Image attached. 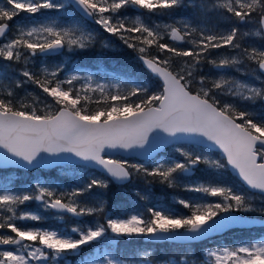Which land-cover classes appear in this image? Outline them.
Here are the masks:
<instances>
[{
  "label": "snow or ice",
  "instance_id": "1",
  "mask_svg": "<svg viewBox=\"0 0 264 264\" xmlns=\"http://www.w3.org/2000/svg\"><path fill=\"white\" fill-rule=\"evenodd\" d=\"M177 9L193 11L177 18ZM21 13L24 20L13 24ZM102 33L103 48L118 40L158 78L159 90L133 77L121 91L79 69L62 76V62L46 66L50 56L91 50ZM249 36L264 38V0L0 3V61L16 73L0 71V168L71 165L83 173L71 189L37 181L16 190L11 178H0V264H70L85 248L92 251L77 264H134L123 257L122 238L190 245L249 223L240 213L264 216V107H250L264 106V46L243 43ZM28 85L38 91L19 97ZM229 169L244 188L227 183ZM198 171L202 178H194ZM139 176L195 194L175 199L186 212L107 214L97 190ZM30 202L71 224H29L44 220L27 209ZM189 255L161 264H189ZM203 257L202 264H264V236L205 248Z\"/></svg>",
  "mask_w": 264,
  "mask_h": 264
},
{
  "label": "rangeland",
  "instance_id": "2",
  "mask_svg": "<svg viewBox=\"0 0 264 264\" xmlns=\"http://www.w3.org/2000/svg\"><path fill=\"white\" fill-rule=\"evenodd\" d=\"M4 2H6V0H0V3H4ZM192 11H193L192 9H177L176 10L177 18L180 15H185V16L190 15ZM26 15L27 14L25 13H21L20 16H18L16 20L13 22V24L24 20ZM53 15H55V13H53ZM164 22L170 23L171 21L168 20L167 18H164ZM242 31H248V28L243 27ZM9 36H11V33H9ZM106 36L107 34L102 33L98 37L95 46L93 47L96 49V52L91 57V61H88L89 63H86L85 60L81 61L82 59H86V56H84L83 52L69 53L65 51L63 55H54L46 58V66L51 68L52 66L62 62L66 66L65 72L62 74V76L66 75L70 71L79 69V73L81 75H83L84 73H91L97 82L107 83L109 85L120 84L121 91H124L129 86L126 82L133 77L137 78L140 81H143L149 87H151L153 84V81L151 80L152 79L151 75L148 74V77L143 76L141 68L137 65L138 61L135 59V56L131 58L128 64L125 65H118L115 60L108 58V55H110L109 53L118 50V45L115 39L112 38L114 42L113 47L109 49H104L102 45ZM242 42L245 44L255 45L257 47L264 46V39L255 36L244 37ZM6 63L7 62L0 61V71H8L9 75H13V76L16 75V73L12 72L11 69H5L4 65ZM35 66L36 68H39L42 65H40L39 61H36ZM14 67L19 68L20 66L15 65ZM204 71L208 72V67H205ZM117 73H119V76L122 77L123 82H121L120 79L116 78ZM124 73H128L129 75H124ZM212 74L214 75L215 73L213 72ZM233 74L239 75L238 73H233ZM115 90L116 89H111V91H115ZM32 91H38V90H36L34 86L28 85L26 86V88L18 90V96L24 97L27 92H32ZM48 101L50 100L48 99ZM40 106L42 107L43 105ZM250 107H254L256 110H261L262 107L264 106H262L260 103H257L256 105ZM168 151H171V149H168ZM210 154L213 155V158H215V156L218 155L215 153H210ZM161 155H164V153L162 152ZM117 158H121V157H117ZM157 159H159V157H157ZM129 160L133 163H145V161H139L136 159H129ZM146 166L151 167L152 165L146 164ZM201 168H203V166H201ZM90 171L95 172L92 169ZM95 173L99 175V173L97 172ZM79 175H83L80 169L78 167H73L71 165H66L48 170L34 169L32 171H23V170L18 171L16 169H0V178H11L14 181V188L16 190L26 189L30 185H34L37 181H41V182L46 181L54 186L55 181H51V180H58V179H66L76 185L77 178ZM224 175H225V180L227 181L226 178L229 177L228 171H226ZM202 177H203V173L198 171L195 174L194 178L199 179ZM135 179L136 180L134 182L137 183L134 184L130 181L122 186L114 187L112 183L110 184L107 190H97L98 193L102 194L101 198L104 200L105 210L107 214L114 212L115 213L113 215L114 217L115 216L127 217L132 214H137L135 210H138L139 213L144 212L148 206L156 207V208H164V209L170 208L169 210H173L178 214H183L186 212V210L180 207L179 205H177L175 203V199L177 197L187 198L195 195L191 193H185L182 189L179 188L170 189L161 185L145 186L141 181L144 179L143 176H141L139 179L135 177ZM136 186H139L140 188H136ZM156 189H160V191H163V193L160 194ZM114 190H118V192H114ZM137 192L147 195L148 199L140 200L136 195ZM129 193L134 194V197H132V199L129 197ZM106 195H108V198L107 199L103 198ZM112 202L114 203L112 204ZM256 203H259V201H256ZM26 207L27 209L37 211L40 214L45 212L43 209L38 207L36 202H30L26 205ZM243 214H247V213H243ZM252 214H257V213H252ZM84 219L88 221H94L95 217H85ZM28 223L32 224V222H28ZM227 236L231 238L233 237L235 243L241 241H248L249 239H255V238L245 239L242 237V235L238 233H233L230 235L228 234ZM224 239L225 236L218 237L214 241H211L210 243H206L203 247H197V248L194 247V245L170 246L167 244H147L145 247L142 248L136 249V245H133L132 248H129L127 251H125L123 248H121V250L123 252V257L130 258L134 262V264H145V256H144L145 253L149 254L147 257L149 264H161V262L163 261H168L172 259L178 260L179 257L185 254L186 251L190 253L188 257L189 264H192V261H195V264H202V261L204 259L203 250L205 248L222 246V245L231 246L228 243H226ZM137 240L139 239L137 238ZM137 240L134 239L132 241L133 242L132 244H135ZM152 253L155 256L154 259H156L157 257L161 258V256L163 255L164 258L168 257L167 255H169L170 258H168L167 260L156 259L154 261H150L152 260L150 258V255ZM86 254L87 253L84 252L80 257L76 256L77 262L83 255ZM77 262H74L73 260V264H77Z\"/></svg>",
  "mask_w": 264,
  "mask_h": 264
},
{
  "label": "trees",
  "instance_id": "3",
  "mask_svg": "<svg viewBox=\"0 0 264 264\" xmlns=\"http://www.w3.org/2000/svg\"><path fill=\"white\" fill-rule=\"evenodd\" d=\"M115 39V38H114ZM116 42H117V45H118V50L117 51H115V52H111V53H109L110 54V58L112 59V60H115L116 61V63L118 64V65H125V64H128L129 62H130V60H131V58H133L134 56H135V53H133L131 50H129V49H126V48H124L122 45H120V42L118 41V40H115ZM95 52H96V49L95 48H92L91 50H88V51H85V52H83V54H84V56H86V59H82L81 61H84L85 60V62L86 63H89L88 61H91V57L95 54ZM82 54V53H81ZM137 65L141 68V70H142V74H143V76L144 77H148V72L146 71V70H144L143 68H142V66H141V64H139V63H137ZM177 67H178V65H177ZM205 67H207V66H205ZM204 67V68H205ZM152 81H153V84H152V86L150 87L151 89H153V90H159V86H160V83H159V81L156 79V78H152L151 79ZM126 90V89H125ZM50 101H51V98H48ZM101 106H103V105H101ZM89 107L90 108H95L96 107V105L95 104H91V105H89ZM16 170H18V171H22V170H20V169H16ZM96 172V171H95ZM229 177L228 178H226L227 179V183H229L230 184V186H237V187H240L239 185H237V183H238V181H237V179L233 176V175H231L230 173H229V175H228ZM141 176H139V177H136V178H140ZM136 179H135V177H133L132 179H131V182L134 184V183H137V182H134ZM142 181V183L145 185V186H151V185H149L148 183H146V179L144 178L143 180H141ZM152 185H159V184H152ZM115 187V186H114ZM136 188H140L139 186H136ZM241 188V187H240ZM156 190H158V192L160 193V194H162L163 193V191H160V189H156ZM103 198H105V199H107L108 198V195H106V196H104ZM137 199V198H136ZM114 202H112V204H113ZM112 204H111V206H112ZM110 207V206H109ZM149 207V206H148ZM147 207V208H148ZM147 208H146V210L143 212V213H146V211H147ZM170 208H168V210H169ZM135 212L136 213H139V211L138 210H135ZM115 213L114 212H111L109 215H114ZM247 214H252V213H247ZM262 216V215H261ZM238 232V231H237ZM230 235V234H233L232 232H229V233H227L226 235H225V242L226 243H228L229 245H232V244H234L235 242H234V238L232 237H228L227 235ZM137 238L139 239V240H137ZM231 238V239H230ZM137 240V242L135 243V244H132L133 242V240ZM141 239H140V237H133V238H131V239H128V238H122V240H121V242H120V247L121 248H123L125 251H127L129 248H132V246L133 245H138V247H140V248H142V247H145L146 246V243H144V242H142V241H140ZM206 243L205 242H200V243H197V244H195L194 245V247H203L204 245H205ZM130 245V246H129ZM85 252L86 253H88L89 252V250L88 249H86L85 250ZM157 254V253H156ZM164 256V255H163ZM163 256H161V258H159V257H157L156 259H159V260H162V259H168V258H170V256L169 255H167L168 257H163ZM150 258L152 259V260H150V261H154V260H156V259H154L155 258V256H154V254L152 253L151 255H150Z\"/></svg>",
  "mask_w": 264,
  "mask_h": 264
},
{
  "label": "flooded vegetation",
  "instance_id": "4",
  "mask_svg": "<svg viewBox=\"0 0 264 264\" xmlns=\"http://www.w3.org/2000/svg\"><path fill=\"white\" fill-rule=\"evenodd\" d=\"M51 181H55L54 186H59L61 189H71L72 187L76 186L75 184L71 183L70 181H68L66 179H58V180H51ZM115 192H118V190H115ZM129 197L132 199V197H134V194L129 193ZM41 215L44 216V220L41 221L40 223L32 222V225H34L36 227L62 228V227H66L67 225L71 224V220L61 221V220L56 219L51 211L43 212V213H41ZM239 233L242 236H247L248 238L254 237L255 239H258L264 235V227L242 229V230H240ZM162 244H166V243H162ZM82 253H81V255H82ZM69 260H70V262H73V260H74V262H77L76 256L69 257Z\"/></svg>",
  "mask_w": 264,
  "mask_h": 264
},
{
  "label": "water",
  "instance_id": "5",
  "mask_svg": "<svg viewBox=\"0 0 264 264\" xmlns=\"http://www.w3.org/2000/svg\"><path fill=\"white\" fill-rule=\"evenodd\" d=\"M158 79V78H157ZM110 155H111V153H110ZM115 155H118V157H120L119 155H122V154H119V153H116ZM123 158H136V159H138V160H144L142 157H132V156H124ZM19 168V169H23V170H27V171H29V170H33V169H29V168H23V167H20V166H9V167H7V168ZM57 167H60V166H57ZM52 168H55V167H52ZM52 168H44L43 170H45V169H52ZM95 170V169H94ZM97 171V170H96ZM229 172L232 174V171L229 169ZM126 182H128V181H126ZM126 182H124V183H126ZM123 183V184H124ZM115 184H119V183H115ZM259 194V193H258ZM239 215H243V214H239ZM243 216H245V217H247V219H248V221H249V223H247L246 225H242V226H234V227H232V228H229V229H226V230H224L223 232H220V233H213V234H211L210 235V237L209 238H207V239H205V240H209V239H211V238H214V237H217V236H220V235H222L223 233H225L226 231H228V230H232V229H242V228H251V227H257V226H264V218H260V217H256V216H250V215H243ZM142 240L143 241H149V240H147L146 238H143L142 237ZM201 241H203V240H201ZM150 242V241H149ZM151 242H154V243H161V242H170V243H173V244H175V245H186V244H184V243H182V242H180V241H151ZM197 242H199V241H197ZM197 242H193V243H197ZM192 244V243H191Z\"/></svg>",
  "mask_w": 264,
  "mask_h": 264
}]
</instances>
